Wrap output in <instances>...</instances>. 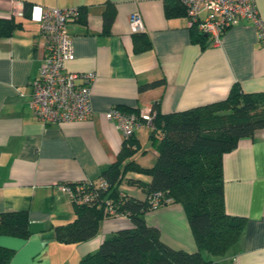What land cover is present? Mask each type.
<instances>
[{
	"label": "crops",
	"instance_id": "crops-1",
	"mask_svg": "<svg viewBox=\"0 0 264 264\" xmlns=\"http://www.w3.org/2000/svg\"><path fill=\"white\" fill-rule=\"evenodd\" d=\"M13 1L23 5V16L13 18L20 29L0 37V213L27 212L31 235L26 240L0 236V246L14 250L10 264H80L106 238L132 228L126 217L107 218L90 240L77 244L55 240L54 228L75 219L71 201L58 186L97 181L120 152L124 140L114 123L106 120L107 112L120 108L141 112L153 104L159 105L161 114L182 112L226 99L234 84L244 93H264V41L251 23L242 22L228 29L217 45L208 36L194 43L184 16L165 15V5L174 0ZM25 3L31 6L30 19L24 16ZM106 3L115 10L107 30ZM255 3L264 23V0ZM42 8L84 12L69 25L74 59L65 62L67 72L96 75L92 115L84 122L44 125L29 109V83L38 76L44 57L38 21ZM11 11L12 0H0V20H11L7 18ZM135 13L150 45L140 53L133 51L129 25ZM162 78L164 85L140 91V86ZM150 130L142 126L135 131L132 138L140 147ZM128 176L150 181L141 174ZM222 176L225 212L245 219V225L239 242L215 261L264 264V129L240 139L223 155ZM124 190L139 200L145 198L135 188ZM144 220L159 230L166 246L196 251L180 205L161 206L147 212Z\"/></svg>",
	"mask_w": 264,
	"mask_h": 264
},
{
	"label": "trees",
	"instance_id": "trees-1",
	"mask_svg": "<svg viewBox=\"0 0 264 264\" xmlns=\"http://www.w3.org/2000/svg\"><path fill=\"white\" fill-rule=\"evenodd\" d=\"M24 16L31 17V6L24 4ZM80 18L84 17L81 8ZM115 10L106 3L103 13L105 29L114 21ZM167 18L184 16L185 10L174 0L165 5ZM21 24L14 19L0 20V37H10ZM194 43L206 37L196 28H189ZM150 48L143 33L133 34V51ZM160 80L140 86V91L164 85ZM152 121L149 142L154 148L155 162L140 166L133 159L139 151L137 140L123 141L116 161L97 180L107 183L105 190L96 189L92 204L72 203L75 219L54 228L55 240L77 244L96 236L102 220L107 219L106 200L119 215H125L132 228L106 238L98 250L80 264H217L215 258L225 256L242 235L245 219L226 214L224 209L222 157L236 148L240 139L251 138L264 129V93H244L232 85L226 99L182 112L161 114L159 105ZM125 113L137 110L120 108ZM148 176L147 183L128 176ZM124 187L141 191L139 200L127 194ZM161 193L164 199L181 206L190 227L196 251L174 250L160 240L159 230L149 226L144 215L152 210L150 198ZM31 235L27 212L0 213V236L26 240ZM14 250L0 246V264H10Z\"/></svg>",
	"mask_w": 264,
	"mask_h": 264
},
{
	"label": "built area",
	"instance_id": "built-area-1",
	"mask_svg": "<svg viewBox=\"0 0 264 264\" xmlns=\"http://www.w3.org/2000/svg\"><path fill=\"white\" fill-rule=\"evenodd\" d=\"M185 10L188 28L211 38L212 45L220 42L222 35L242 22L251 23L258 39L264 41V23L260 18L255 0H177ZM23 5L12 0V11L7 18L23 16ZM78 8H42L39 14V31L43 39L44 57L39 74L30 83L29 109L32 115L44 125L84 122L92 115L91 86L96 80L93 72L75 73L65 71V62L74 59L73 41L69 25L80 18ZM129 25L133 34L143 33V24L138 14H132ZM152 109L125 113L112 109L105 115L113 122L123 140L133 137L142 126L152 128L155 117ZM104 180L77 184H61L59 191L71 203L92 204L98 196L96 189L105 190ZM152 210L172 203L161 193L150 198ZM150 211V212H151ZM105 212L108 218L126 217L119 215L106 200ZM127 218V217H126Z\"/></svg>",
	"mask_w": 264,
	"mask_h": 264
},
{
	"label": "rangeland",
	"instance_id": "rangeland-1",
	"mask_svg": "<svg viewBox=\"0 0 264 264\" xmlns=\"http://www.w3.org/2000/svg\"><path fill=\"white\" fill-rule=\"evenodd\" d=\"M134 159L144 167H151L154 164V148L148 139L142 142L139 151L134 155Z\"/></svg>",
	"mask_w": 264,
	"mask_h": 264
}]
</instances>
